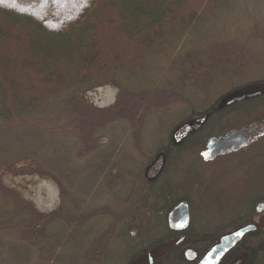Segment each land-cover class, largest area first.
Returning a JSON list of instances; mask_svg holds the SVG:
<instances>
[{
  "label": "trees",
  "instance_id": "1",
  "mask_svg": "<svg viewBox=\"0 0 264 264\" xmlns=\"http://www.w3.org/2000/svg\"><path fill=\"white\" fill-rule=\"evenodd\" d=\"M255 1L0 0V264H101L111 240L126 253L122 264H130L178 236L186 239L151 264H195L219 235L264 213V157L258 186L251 177L242 202L222 218L217 208L225 202L206 192L210 165L198 155L209 138L255 125L262 132L245 149L218 160H254L264 151V91L219 106L226 94L264 82V17L234 24L239 6L252 17L247 2ZM101 86L115 87L118 96L100 110L94 132L118 131L117 140L99 147V165L75 164L66 153L78 146L71 135L85 123L81 112H90L86 93ZM170 101L179 104L176 118L141 152L139 167L129 168L122 151L112 152L121 132L130 123L139 144L145 114ZM188 157L200 174L185 165ZM5 172L52 181L57 206L38 210L3 183ZM111 179L114 203L86 205L85 186ZM183 201L189 223L175 231L167 213ZM188 249L194 260H186ZM238 255L241 264H264L262 223L219 264Z\"/></svg>",
  "mask_w": 264,
  "mask_h": 264
},
{
  "label": "rangeland",
  "instance_id": "2",
  "mask_svg": "<svg viewBox=\"0 0 264 264\" xmlns=\"http://www.w3.org/2000/svg\"><path fill=\"white\" fill-rule=\"evenodd\" d=\"M258 1L261 0L255 1V5L247 2L248 10L252 13V17H248L246 13H243L242 8L239 6L234 18V24H237V27H241L240 25L243 24L246 19L254 21L264 17V4L262 5V3ZM241 15L243 16L242 21L239 19ZM117 96V89L111 86H101L86 93L85 98L91 105L90 112H81V121L85 123H78V132L72 134V138L70 137L71 141L76 140L78 142V146L66 151L75 164H83L85 166L89 164L99 165L98 154H101L100 150H98L99 147L105 144L109 145L110 142H116L117 139L113 140V138L117 136L119 133L118 131H114V137H111L102 135L101 133L98 134L97 131L94 132V130L96 127L100 126H98L96 118L100 110L106 106L113 105ZM142 104L145 105L146 102ZM178 105L179 104H175L174 101H170V103L165 106L153 107L152 113L145 114L144 122L141 125L142 129L137 136L139 141L137 145L133 142L134 137L132 138L130 135L129 130L131 124L128 123V130L126 129L121 132L119 136L121 139L117 141L119 145L117 148H114L112 152L119 149V151L124 153L125 158L122 160L125 162V165L129 166L131 169L138 168L141 162V152L148 151L149 148H153L158 144L161 140L160 138L164 136L163 131L169 126L170 122L172 123L176 118ZM141 126L139 128H141ZM250 129H252V127ZM61 136H59V138L64 139L65 136ZM106 150L105 153L111 155L109 149ZM262 157H264V151L255 157L254 160H251L249 157H233L211 165L210 187L206 192L209 194L213 193V191L218 192L219 197L225 202L223 206L217 208L221 211L222 218H225L234 210L238 203L242 202V197L251 186V177L257 178L254 182L258 186L263 174ZM184 159H186V166L193 167L194 175L200 174L201 169L198 163L194 165L192 159H189V157L188 159ZM112 161L113 159L110 158L109 163ZM90 170L92 171L93 169ZM95 172L96 174H94L95 176L97 175L98 179L101 172H99L98 169H96ZM113 179L115 180V177H113ZM2 180L5 185L19 190L22 196L32 201L40 211H50L58 204V188L52 181L39 176L16 172L3 173ZM114 180L111 179L107 184L101 182V186L93 184L86 185L85 194L87 195L84 197L85 204L88 206L99 204L112 205L114 203V199L111 195V193H113L112 189L117 187L114 185V182H116ZM96 186H98L97 189ZM197 214L200 218L204 215L202 208ZM258 222L264 225V213L261 214L259 218L255 219V223L258 224ZM104 251L107 253L108 258L104 259L101 264H122L126 260V253L121 243L117 241L111 240L108 242Z\"/></svg>",
  "mask_w": 264,
  "mask_h": 264
},
{
  "label": "water",
  "instance_id": "3",
  "mask_svg": "<svg viewBox=\"0 0 264 264\" xmlns=\"http://www.w3.org/2000/svg\"><path fill=\"white\" fill-rule=\"evenodd\" d=\"M264 91V82L250 84L238 88L219 100V106H225L244 97L260 93ZM183 130L186 131L189 126L184 125ZM177 130L175 133H177ZM251 131H256L253 127ZM249 135L244 128L232 129L218 137H211L205 143V147L200 151L199 155L203 161L213 160L215 157L224 153H230L236 149L243 148L248 144ZM263 204L259 203L256 206L257 211H262ZM169 228L175 231H181L186 228L189 222V208L186 202H179L174 206L166 217ZM258 229V225L253 222L246 223L229 232L218 236L217 240L200 256L195 264H219L222 258L231 251L242 238ZM184 237H176L159 243L152 247L147 253L135 258L130 264H151L155 258L164 254L169 248L183 241ZM186 260L191 261L196 258L194 251L188 249L184 253ZM243 256L238 255L229 264H241Z\"/></svg>",
  "mask_w": 264,
  "mask_h": 264
},
{
  "label": "flooded vegetation",
  "instance_id": "4",
  "mask_svg": "<svg viewBox=\"0 0 264 264\" xmlns=\"http://www.w3.org/2000/svg\"><path fill=\"white\" fill-rule=\"evenodd\" d=\"M255 128H256V131H251V129H246L247 130V134L249 135V141H248V143L252 140V138L253 137H256V136H258L261 132H262V130H257V126L255 125L254 126ZM253 128V127H252ZM249 131V132H248ZM253 134V135H252ZM218 137V136H217ZM247 146V145H246ZM246 146L245 147H243V148H239V149H236L235 151H237V150H242V149H245L246 148ZM202 151V150H201ZM235 151L234 152H230V153H224V154H222V155H219V156H217V157H215L213 160H210V161H203V162H205V163H208V165H210V167H211V165H214V164H216L217 162H219V158L220 157H222V158H224V157H226V155H229V154H231V153H235ZM200 153V152H199ZM199 153H198V155H199ZM236 157H237V155H235ZM199 157L202 159V157L199 155ZM203 160V159H202ZM259 204V203H258ZM257 204V205H258ZM189 208V207H188ZM189 223V222H188ZM182 231V230H181ZM178 237H184V239L183 240H185L186 239V237L185 236H178ZM196 254V253H195Z\"/></svg>",
  "mask_w": 264,
  "mask_h": 264
}]
</instances>
